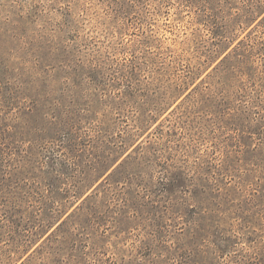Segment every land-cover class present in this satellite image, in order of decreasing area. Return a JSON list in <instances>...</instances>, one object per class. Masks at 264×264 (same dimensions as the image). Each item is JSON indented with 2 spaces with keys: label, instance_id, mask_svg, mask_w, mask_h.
<instances>
[{
  "label": "rangeland",
  "instance_id": "1",
  "mask_svg": "<svg viewBox=\"0 0 264 264\" xmlns=\"http://www.w3.org/2000/svg\"><path fill=\"white\" fill-rule=\"evenodd\" d=\"M0 264H264V0H0Z\"/></svg>",
  "mask_w": 264,
  "mask_h": 264
}]
</instances>
